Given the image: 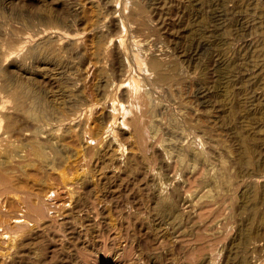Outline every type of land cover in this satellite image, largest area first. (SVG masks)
<instances>
[{
	"label": "rangeland",
	"instance_id": "obj_1",
	"mask_svg": "<svg viewBox=\"0 0 264 264\" xmlns=\"http://www.w3.org/2000/svg\"><path fill=\"white\" fill-rule=\"evenodd\" d=\"M0 168V264H264V0H0Z\"/></svg>",
	"mask_w": 264,
	"mask_h": 264
},
{
	"label": "bare ground",
	"instance_id": "obj_2",
	"mask_svg": "<svg viewBox=\"0 0 264 264\" xmlns=\"http://www.w3.org/2000/svg\"><path fill=\"white\" fill-rule=\"evenodd\" d=\"M139 40H135V44L136 45H138L139 44ZM142 44V43H141ZM140 46V45H139ZM136 58V61H137V63L140 65V67H141V65H142V62H143V59L141 58V56H136L135 57ZM150 65H151V67L156 71V75H157V78L158 79H160V80H163V79H165L166 80V78H167V74L162 70V67H163V65H164V61H163V58L162 57H157V58H152L151 60H150ZM114 113H116V109H115V107H114ZM243 140H245L244 138H243ZM245 142V141H244ZM244 142H242V143H244ZM243 146V145H242ZM244 147V146H243ZM246 147V146H245ZM249 148V147H248ZM249 150H250V148H249ZM246 152V151H245ZM244 152V153H245ZM249 152H251V151H249ZM243 154V153H242ZM246 154H247V152H246ZM250 154L251 153H249V155H247L248 156V158H249V160H250ZM241 156H243V155H241ZM246 156V157H247ZM242 159V158H241ZM243 159H245V157L243 158ZM253 159V158H252ZM246 160V159H245ZM247 162V161H246ZM250 162V161H249ZM251 164V163H250ZM252 165V164H251ZM2 168H0V170H1ZM2 171V170H1ZM3 172V171H2ZM4 173V172H3ZM2 173V174H3ZM253 176V175H252ZM251 176V177H252ZM256 177V176H255ZM0 178H4L3 177V175L0 177ZM1 180V179H0ZM251 180V184H255V185H257L260 181V179L258 178V176L256 177V178H252V179H250ZM249 180V181H250ZM250 183V182H249ZM248 236V235H247ZM246 239V238H245ZM248 239V238H247ZM247 241V240H246ZM244 242V241H243Z\"/></svg>",
	"mask_w": 264,
	"mask_h": 264
}]
</instances>
